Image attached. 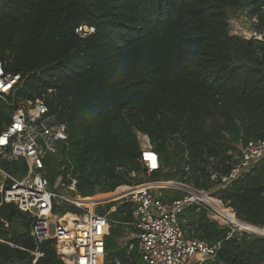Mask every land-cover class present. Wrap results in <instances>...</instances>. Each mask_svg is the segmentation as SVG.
I'll use <instances>...</instances> for the list:
<instances>
[{"label": "trees", "instance_id": "obj_1", "mask_svg": "<svg viewBox=\"0 0 264 264\" xmlns=\"http://www.w3.org/2000/svg\"><path fill=\"white\" fill-rule=\"evenodd\" d=\"M235 11L256 18L261 39L231 34ZM82 24L94 31L80 37ZM0 60L24 76L0 98V129L13 97L55 89L46 102L67 125L60 152L73 165L84 206L94 209L96 195L120 185L119 192H129L139 175L147 177L140 131L158 155L159 166L148 178L204 189L238 219L264 228V157L228 183L209 174L227 173L241 145L264 139V0H2ZM57 157L45 159L51 186L64 174L60 166L69 167ZM2 167L19 176L27 170L20 160ZM171 190L176 193L160 197L182 194ZM133 209L123 198L110 212L104 264H146L129 249L135 238L118 242L125 228L136 232L128 224ZM0 218L13 221L10 231L0 220V264H65L53 240L36 244L30 219L13 203L0 205ZM178 223L187 238L220 243L203 264H264V235L238 232L195 205L184 208ZM36 248L42 256L35 259Z\"/></svg>", "mask_w": 264, "mask_h": 264}, {"label": "built area", "instance_id": "obj_2", "mask_svg": "<svg viewBox=\"0 0 264 264\" xmlns=\"http://www.w3.org/2000/svg\"><path fill=\"white\" fill-rule=\"evenodd\" d=\"M252 19L256 20L255 17ZM93 31V26L85 24L77 29L80 37ZM231 34L256 39L263 36V32L257 31L248 36L237 33L235 29L231 30ZM23 80L21 73L6 70L0 60L1 99L5 100L6 95L15 91ZM54 92L55 89L49 88L41 96L26 99L13 97L8 102L13 110L9 113V120L3 121L0 129V205L13 203L30 219V234L36 244L53 240L56 252L65 264H104L105 237L109 232L111 211L104 209L106 203L90 209L69 199V196L80 194L77 191V176L73 172V165L60 152L61 146L68 141L67 125L50 113L46 102V96H51ZM136 135L140 146V160L144 165L145 175L149 177L159 166L158 155L152 149L146 133L137 131ZM51 155H58V163L63 160L69 165L66 167L64 163L60 166L64 174H60L52 186L43 173L45 159ZM263 157L264 139L250 140L241 145L234 155L231 169L227 173L222 174L211 169L210 178L220 183H228ZM11 160L23 161L27 167L26 172L19 176L5 170L2 162ZM152 161L155 164L152 165ZM185 169H188V165ZM173 183L160 186L182 192L180 196L171 199L164 200L159 193L154 192L159 188L157 185L144 187L118 198L134 203L133 220L128 224L136 229L132 234L135 243H131L129 249H135L146 264H203L207 259L215 257L220 243L208 244L198 238H187L178 223L179 214L187 206L195 205L196 211L204 209L212 220L232 222L209 202L208 198L212 195L206 190L189 183ZM58 187L73 192V195L57 192ZM217 200L227 206L222 200ZM64 203L75 206L78 210H65ZM98 207L103 209H97ZM0 220L6 230L13 225V221L7 218ZM33 253L35 259L42 256L37 248Z\"/></svg>", "mask_w": 264, "mask_h": 264}, {"label": "rangeland", "instance_id": "obj_3", "mask_svg": "<svg viewBox=\"0 0 264 264\" xmlns=\"http://www.w3.org/2000/svg\"><path fill=\"white\" fill-rule=\"evenodd\" d=\"M246 15L247 14H246L245 11L244 12H242V11L232 12L230 20H229V23H230V28H231L232 31L235 29V31H237V33H240V34H243V35L245 34V35L250 36L251 34L257 32V30H255V28L253 26L254 25L253 23L256 22V20L253 21L252 17L249 18ZM248 39H250V38H248ZM43 173L46 174V167L43 169ZM138 177H139V179L141 181H139L137 183L134 182V184H140L141 183V184L146 185L148 187L157 185L159 188H156V189H158L156 191L159 194L166 195L168 197H170V196H172L173 194L176 193L175 191L171 190L170 188L160 187V186L173 185L174 184L173 182H177L176 180H162V179H160V180H152V179H150L148 177H145L144 175H139ZM148 181H158V182L155 183V182H148ZM164 181H169V182L168 183H164ZM171 181H173V182H171ZM143 182H148V183H143ZM56 191L59 192V193H62V194L73 195V192H71V191H69V190H67V189H65L63 187H58V189ZM212 197L219 199L218 197L213 196V195H212ZM118 200H120V199H117V200H114V201H111V202H115L118 205ZM208 200L222 215H224L223 212H225V211H223V207L217 201H214V200L209 199V198H208ZM108 203H110V202H108ZM108 203H106L103 206L104 209L107 208ZM63 205H64L63 208L65 210H68V211H72L73 210V209L70 208L71 207L70 205L65 204V203ZM117 205L111 206L108 209V211L110 210L112 212L114 209H116ZM103 207H98L97 209L101 210V209H103ZM228 220L232 222V223H230V222H228V223H230L232 225V227L235 228L236 231H238V232L246 231V232H252V233H256V234L257 233L264 234V229H260L259 227L253 226L251 224L247 225V224H245L246 222L244 223V221L236 219L235 217H231ZM11 228H9L10 231L12 230ZM131 237H132V232L129 229L125 228L124 229V233L121 236V238L118 239V242L121 245H124L129 239H131Z\"/></svg>", "mask_w": 264, "mask_h": 264}, {"label": "bare ground", "instance_id": "obj_4", "mask_svg": "<svg viewBox=\"0 0 264 264\" xmlns=\"http://www.w3.org/2000/svg\"><path fill=\"white\" fill-rule=\"evenodd\" d=\"M153 163L155 164L154 161H152V165H153ZM122 186L123 185L116 187L108 195H101V194L96 195L95 198L93 199V204L96 206L100 205V204H104L107 200H115V199L124 197V196L128 195L129 193L136 192V191H138L144 187H148V186L143 185V184H138L135 186H133V184H132V186H133L132 190L127 193L126 191L119 192L121 190ZM81 198L82 197L80 195H76L73 197L69 196V199H71V201H73L74 203H76L78 205H83ZM68 215L72 217L71 214H68ZM223 216L226 217L227 219H229V216H227V215H223ZM257 234L264 235L262 233H257Z\"/></svg>", "mask_w": 264, "mask_h": 264}, {"label": "crops", "instance_id": "obj_5", "mask_svg": "<svg viewBox=\"0 0 264 264\" xmlns=\"http://www.w3.org/2000/svg\"><path fill=\"white\" fill-rule=\"evenodd\" d=\"M130 187H132V186H129V187H127V188H130ZM127 193H128V192H127ZM223 211L226 212V213H225V212H223V213H224V215L229 216V219H230L231 217H235L233 214L229 213V212H228L226 209H224V208H223ZM235 218L238 219L237 217H235ZM239 220H240V219H239ZM241 221H242V220H241ZM244 223H245V222H244ZM245 224H248V225H249L250 223H247V222H246Z\"/></svg>", "mask_w": 264, "mask_h": 264}, {"label": "water", "instance_id": "obj_6", "mask_svg": "<svg viewBox=\"0 0 264 264\" xmlns=\"http://www.w3.org/2000/svg\"><path fill=\"white\" fill-rule=\"evenodd\" d=\"M53 211H55V209L53 208ZM260 229H264L263 227H259Z\"/></svg>", "mask_w": 264, "mask_h": 264}]
</instances>
